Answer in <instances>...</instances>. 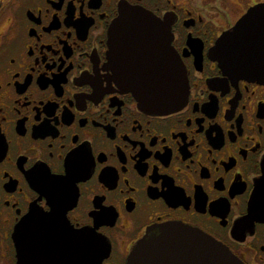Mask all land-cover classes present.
Masks as SVG:
<instances>
[{
  "label": "flooded vegetation",
  "instance_id": "flooded-vegetation-1",
  "mask_svg": "<svg viewBox=\"0 0 264 264\" xmlns=\"http://www.w3.org/2000/svg\"><path fill=\"white\" fill-rule=\"evenodd\" d=\"M258 5L0 0V264H44L50 217L73 254L58 264H127L169 222L264 264V83L239 79L217 49ZM123 8L165 22L189 84L180 110L149 112L121 82L109 36Z\"/></svg>",
  "mask_w": 264,
  "mask_h": 264
},
{
  "label": "water",
  "instance_id": "water-1",
  "mask_svg": "<svg viewBox=\"0 0 264 264\" xmlns=\"http://www.w3.org/2000/svg\"><path fill=\"white\" fill-rule=\"evenodd\" d=\"M165 22L142 8H123L110 30L111 59L120 68V80L141 108L156 114L180 110L186 103L189 84L182 63L170 48ZM223 67L239 79L264 83V5H258L220 38L217 45ZM64 185L68 177H51ZM261 191L255 194V200ZM263 216V215H262ZM48 218L39 223L53 224L38 229L44 264H58L60 258L73 256L63 249L65 235ZM22 225L19 239L25 233ZM86 231L69 233L80 242L78 255L84 253L81 241ZM45 241V242H44ZM44 242V243H43ZM21 263L23 248L19 250ZM127 264H245L226 245L201 230L176 222L157 224L138 241Z\"/></svg>",
  "mask_w": 264,
  "mask_h": 264
}]
</instances>
